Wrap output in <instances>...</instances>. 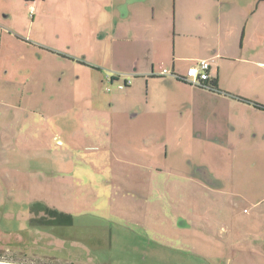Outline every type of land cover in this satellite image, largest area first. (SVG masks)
<instances>
[{
	"label": "rangeland",
	"instance_id": "1",
	"mask_svg": "<svg viewBox=\"0 0 264 264\" xmlns=\"http://www.w3.org/2000/svg\"><path fill=\"white\" fill-rule=\"evenodd\" d=\"M199 2L227 10L235 39L249 18L252 39L264 37L262 0ZM110 3L0 0V263L264 264V202L253 203L264 186L218 216L210 195L198 202L191 194L198 186L170 194L168 166L212 185L200 164L214 166V157L173 132L166 108L147 103L146 86L120 90L106 77L114 63L133 81L136 74L132 59L101 52L116 29L122 35L116 20L128 26ZM127 45L126 54L138 52ZM38 202L73 224H48Z\"/></svg>",
	"mask_w": 264,
	"mask_h": 264
},
{
	"label": "crops",
	"instance_id": "2",
	"mask_svg": "<svg viewBox=\"0 0 264 264\" xmlns=\"http://www.w3.org/2000/svg\"><path fill=\"white\" fill-rule=\"evenodd\" d=\"M115 1L111 0L107 11L119 7L128 26L116 20L122 35L118 36L116 29L115 37L103 40L101 52L115 61L132 59L136 74L133 81L127 68L116 70L114 63L106 69L112 75L106 77L112 83L131 79L132 85L146 86L147 103L155 105V109L166 108V119L176 123L173 132L185 140H198L200 155L214 157V166L200 164L213 176L212 185L189 175H176L168 166L170 194L178 196L182 188L198 186L191 194L198 202L210 195L215 216L229 214L237 209L238 202L254 200L248 193L257 195L264 186V37L252 39L249 18L242 39H235L239 30L230 24L222 5L215 11L214 4L197 3L199 0L180 4L176 0L173 10L169 0H120L118 5ZM218 3L222 4V0ZM126 31L132 32L130 39L124 38ZM125 44L134 45L138 52L126 54ZM202 60L211 63L208 83L213 88L197 87L178 78H185L189 68ZM163 69L172 75L161 76ZM138 167L148 173L164 172L151 164ZM235 188L241 190L234 192ZM260 198L263 200L253 203L264 202L263 192L257 199ZM259 214L264 217V211ZM259 263L249 260V264ZM228 264H237V259L230 257Z\"/></svg>",
	"mask_w": 264,
	"mask_h": 264
},
{
	"label": "built area",
	"instance_id": "3",
	"mask_svg": "<svg viewBox=\"0 0 264 264\" xmlns=\"http://www.w3.org/2000/svg\"><path fill=\"white\" fill-rule=\"evenodd\" d=\"M211 67L210 61L202 60L196 66L189 68L187 72V76L185 78H181L188 84L197 86V87H204V88H212L211 85L208 83L210 80L209 69ZM172 73L167 70L163 69L161 72V76H170ZM132 85V80H125L123 83L119 84V89L124 90L127 87Z\"/></svg>",
	"mask_w": 264,
	"mask_h": 264
},
{
	"label": "trees",
	"instance_id": "4",
	"mask_svg": "<svg viewBox=\"0 0 264 264\" xmlns=\"http://www.w3.org/2000/svg\"><path fill=\"white\" fill-rule=\"evenodd\" d=\"M113 80L115 81L116 78H113ZM38 205H41L40 208ZM43 206L44 203L41 202L36 203V208H39V210H41L42 208L44 209L46 207L45 208L47 210L46 212H48L49 215L51 216V219L47 221L48 224L59 223L62 226H70L73 224V216L71 214H68L67 212H61L57 208L50 209L46 205L45 207Z\"/></svg>",
	"mask_w": 264,
	"mask_h": 264
},
{
	"label": "bare ground",
	"instance_id": "5",
	"mask_svg": "<svg viewBox=\"0 0 264 264\" xmlns=\"http://www.w3.org/2000/svg\"><path fill=\"white\" fill-rule=\"evenodd\" d=\"M0 264H6V263H0Z\"/></svg>",
	"mask_w": 264,
	"mask_h": 264
},
{
	"label": "flooded vegetation",
	"instance_id": "6",
	"mask_svg": "<svg viewBox=\"0 0 264 264\" xmlns=\"http://www.w3.org/2000/svg\"><path fill=\"white\" fill-rule=\"evenodd\" d=\"M212 87V86H211ZM213 88V87H212Z\"/></svg>",
	"mask_w": 264,
	"mask_h": 264
}]
</instances>
